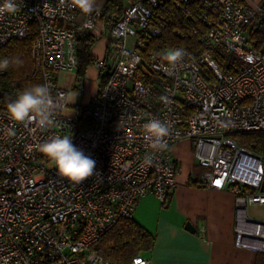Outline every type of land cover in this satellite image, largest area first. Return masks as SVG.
Here are the masks:
<instances>
[{"label": "built area", "instance_id": "1", "mask_svg": "<svg viewBox=\"0 0 264 264\" xmlns=\"http://www.w3.org/2000/svg\"><path fill=\"white\" fill-rule=\"evenodd\" d=\"M163 4L135 1L121 15L103 19L102 10L95 9L78 23L79 9L61 14L58 0H22L15 15H0V47L27 37L35 23L32 60L55 102L54 123L46 127L38 118L16 123L0 109V264H121L93 245L119 220L132 218L143 197L166 202L178 172L170 148L181 139L192 144L203 169L200 182L234 194L235 245L264 253V218L248 211L264 205V155L232 137L264 130V49L248 37L249 26L264 19V9L238 0H171L186 13L191 4L199 6L201 29L192 33L201 52L184 49L182 61L170 69L160 54L146 51L147 40L164 28L162 15L153 14ZM100 20L107 52L94 60L99 88L89 104L92 125L80 129L84 107L66 112L67 91L57 75L76 73V36L92 31ZM217 51L235 55L243 65L228 72L217 62ZM152 119L169 128L163 151L153 149L145 133ZM65 135L95 161L94 174L80 183L59 175L38 150ZM148 155L150 164L145 163ZM131 264L149 261L139 253Z\"/></svg>", "mask_w": 264, "mask_h": 264}, {"label": "crops", "instance_id": "2", "mask_svg": "<svg viewBox=\"0 0 264 264\" xmlns=\"http://www.w3.org/2000/svg\"><path fill=\"white\" fill-rule=\"evenodd\" d=\"M247 6L261 7L264 0H238ZM106 0H96L95 9H103ZM83 13L77 12L76 22ZM102 20L92 30L96 40L92 46L94 58L107 52L108 40L100 36ZM86 75L94 81L96 89L85 93V82L77 85L76 73L60 71L59 85L67 91L68 109L90 104L99 88L98 70L88 67ZM178 161L176 185L165 203L153 195L143 197L137 204L133 219L153 236L150 249L140 254L149 264H264V253L239 248L234 243L235 196L229 190L209 188L200 182L203 171L193 154L188 139H181L171 148ZM196 182L197 184H191ZM249 214L264 218V205L251 206ZM189 222L193 231L186 229ZM131 264V262L127 263Z\"/></svg>", "mask_w": 264, "mask_h": 264}, {"label": "trees", "instance_id": "3", "mask_svg": "<svg viewBox=\"0 0 264 264\" xmlns=\"http://www.w3.org/2000/svg\"><path fill=\"white\" fill-rule=\"evenodd\" d=\"M145 0H106L102 12L104 16H119L124 8L132 2ZM164 1L163 5L153 9L154 15H162L164 19V28L160 36L148 39L146 42V51H155L161 54L169 48H182L189 50L197 55L201 52L198 36L192 33L193 28H200L198 21L199 6L191 4L188 6L189 13L176 9L172 6L171 0ZM168 4L169 10L165 6ZM261 8L264 9V3ZM201 29V28H200ZM201 31V30H200ZM248 37L255 48L264 49V19L257 25H251L248 28ZM37 36L35 23L31 24L30 32L24 39L10 40L0 47V59L5 57L12 59L19 57L23 64H15L0 73V109L7 110L9 102L14 100L17 94L25 88L34 84H43L40 73L35 71V64L32 60V44ZM96 33L89 31L76 36L78 69L76 71L77 87L81 85L86 76L89 66L94 64V56L91 52ZM215 58L220 66L225 67L230 73L237 71L243 62L231 53L223 51L215 52ZM205 78L213 79L212 72L203 67ZM89 105L83 108V116L79 128L83 129L92 125L89 118ZM233 139L240 145L251 151L264 155V130L245 131L232 134ZM197 184L196 182H190ZM153 236L144 230L133 218L119 220L111 229L105 232L99 241L93 245V249L100 255L121 264H127L132 258L142 251L151 248Z\"/></svg>", "mask_w": 264, "mask_h": 264}, {"label": "clouds", "instance_id": "4", "mask_svg": "<svg viewBox=\"0 0 264 264\" xmlns=\"http://www.w3.org/2000/svg\"><path fill=\"white\" fill-rule=\"evenodd\" d=\"M95 3L96 0H58L57 8L61 14L65 9H79L81 13L90 16L95 10ZM20 4L22 0H3L0 3V15H15L20 11ZM185 54L182 48H169L161 55L168 68L175 69ZM12 64L20 66L23 61L19 57L0 59V71L8 69ZM50 89L49 84H34L19 92L7 105L10 119L19 124H26L38 118L42 126L53 124L55 102ZM160 100L167 103L168 97L161 96ZM145 133L152 140L153 149L163 151L167 148L164 138L169 135V128L165 123L152 119L145 125ZM38 150L54 165L59 175L72 182L80 183L94 174L95 161L75 146L70 136L53 137L40 144ZM151 159V155H148L145 163L150 164Z\"/></svg>", "mask_w": 264, "mask_h": 264}, {"label": "rangeland", "instance_id": "5", "mask_svg": "<svg viewBox=\"0 0 264 264\" xmlns=\"http://www.w3.org/2000/svg\"><path fill=\"white\" fill-rule=\"evenodd\" d=\"M89 76L86 75L85 78H84V82H85V91L84 92L85 93H88V92L90 93V91L92 92V91H94L96 89L94 81L89 79L90 78Z\"/></svg>", "mask_w": 264, "mask_h": 264}, {"label": "water", "instance_id": "6", "mask_svg": "<svg viewBox=\"0 0 264 264\" xmlns=\"http://www.w3.org/2000/svg\"><path fill=\"white\" fill-rule=\"evenodd\" d=\"M2 96V94L0 93V97ZM185 227H186V229H188V230H190V231H193V228H192V225L189 223V222H187L186 224H185Z\"/></svg>", "mask_w": 264, "mask_h": 264}, {"label": "snow or ice", "instance_id": "7", "mask_svg": "<svg viewBox=\"0 0 264 264\" xmlns=\"http://www.w3.org/2000/svg\"><path fill=\"white\" fill-rule=\"evenodd\" d=\"M217 183H219V182H217Z\"/></svg>", "mask_w": 264, "mask_h": 264}]
</instances>
